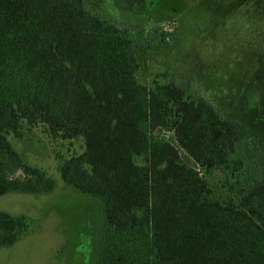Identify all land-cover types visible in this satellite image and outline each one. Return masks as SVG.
<instances>
[{
    "label": "trees",
    "instance_id": "1",
    "mask_svg": "<svg viewBox=\"0 0 264 264\" xmlns=\"http://www.w3.org/2000/svg\"><path fill=\"white\" fill-rule=\"evenodd\" d=\"M133 36L86 0H0V196L54 190L8 139L42 126L82 143L58 168L64 184L102 203L113 245L101 264H137L138 243L141 264H264V160L246 170L248 129L193 82H140ZM29 223L0 211V248Z\"/></svg>",
    "mask_w": 264,
    "mask_h": 264
},
{
    "label": "rangeland",
    "instance_id": "2",
    "mask_svg": "<svg viewBox=\"0 0 264 264\" xmlns=\"http://www.w3.org/2000/svg\"><path fill=\"white\" fill-rule=\"evenodd\" d=\"M86 2L134 35L143 49L140 82L155 77L187 87L193 82L224 118L248 129L252 147L246 170L264 160V0ZM162 137L170 140L167 133ZM8 139L27 165L56 186L49 193L0 196V211L30 222L25 236L0 248V264H101L113 245L102 203L64 184L58 168L61 158L82 153L81 141H55L42 126L23 127L19 138ZM222 181L220 172L209 179L217 194L223 191ZM131 254L133 262L143 263L144 245L132 247Z\"/></svg>",
    "mask_w": 264,
    "mask_h": 264
}]
</instances>
